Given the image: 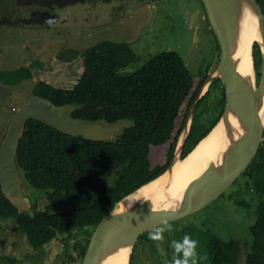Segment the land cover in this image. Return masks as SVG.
Here are the masks:
<instances>
[{
  "label": "trees",
  "instance_id": "1",
  "mask_svg": "<svg viewBox=\"0 0 264 264\" xmlns=\"http://www.w3.org/2000/svg\"><path fill=\"white\" fill-rule=\"evenodd\" d=\"M259 3L264 12V0ZM217 46L220 53L218 41ZM80 55L83 74L72 89L40 81L33 95L58 106L74 105L73 116L77 120L106 126L121 122L130 125L111 141L95 142L71 137L37 120L26 124L19 141L17 167L24 186L34 196L45 195L48 204L42 208L37 202L24 214L6 198L0 184V221L14 219L35 251L55 240L58 232L62 235L83 228L95 229L118 203L164 174L173 162L189 111L211 75L209 69L191 74L176 51L159 53L125 74V68L137 60L127 42L106 40ZM253 59L260 76L262 57L257 42ZM35 67L36 64L0 69V82L19 85L34 77ZM209 88L194 114L183 158L223 115L226 94L222 80H215ZM117 169L120 175L109 180L107 186L108 177ZM242 176L245 188L254 194L253 203L244 198L236 201L247 208L255 205L257 214L250 230L251 242H246L249 264H264V141ZM60 201L74 203L76 208L56 214ZM241 243L212 236L211 264H238Z\"/></svg>",
  "mask_w": 264,
  "mask_h": 264
},
{
  "label": "rangeland",
  "instance_id": "2",
  "mask_svg": "<svg viewBox=\"0 0 264 264\" xmlns=\"http://www.w3.org/2000/svg\"><path fill=\"white\" fill-rule=\"evenodd\" d=\"M118 17L120 20L114 28L101 36L85 40L77 37L71 41L75 42L79 51L106 40L130 43L137 60L125 68V74L134 72L165 51L178 52L193 75L207 69L212 74L216 70L220 53L202 0H141L133 6L129 15L119 13ZM21 32L0 27V69L15 70L29 66L34 61L38 71L35 69L32 79L16 86L0 82V144L14 114L33 95L40 81L65 89H72L76 83V79L66 84L58 82L60 79L57 77L62 74L66 64L57 59L60 44L56 40L46 41L43 36L47 32L43 30L27 27L25 36ZM79 59L67 70L74 66L78 68L81 65ZM73 70L75 73V68ZM65 77L69 78V75ZM120 172V169L113 171L106 185H110L109 180L114 181ZM244 181L241 175L222 196L204 208L170 222L173 230L165 233V239L160 244L166 255H161L157 250V242L148 238L149 231L145 233L137 240L131 264H169L172 255L170 242L181 239L185 234L199 241L198 264H211L209 243L212 236L226 241L237 239L250 243V230L257 216L256 208L255 205L244 207L236 201L244 198L250 204L253 203L254 194L245 188ZM24 191L30 207L37 202L42 208L48 204L45 195L36 194L33 197L31 189L25 186ZM94 231L93 228L79 229L35 251L26 235L17 229L16 221L3 219L0 221V264H83Z\"/></svg>",
  "mask_w": 264,
  "mask_h": 264
},
{
  "label": "water",
  "instance_id": "3",
  "mask_svg": "<svg viewBox=\"0 0 264 264\" xmlns=\"http://www.w3.org/2000/svg\"><path fill=\"white\" fill-rule=\"evenodd\" d=\"M209 21L220 46L219 63L216 70L204 82L199 96L191 107L187 121L179 137L174 159L168 170L173 171L178 162L185 159L197 146L221 125L220 140L216 142L217 154L209 158L195 181L192 192L179 204L166 209L152 210L146 203L120 211L115 209L95 228L83 264H96L100 254L122 243L137 240L161 225L194 213L224 192L247 170L255 159L264 141V12L258 0H202ZM246 12L255 19L260 33L256 41L261 50L260 76L255 67V78L243 73L237 62L239 41L243 33ZM221 79L225 86L226 103L220 121L186 156L183 151L191 131L194 114L201 98L211 84ZM76 107L71 104L56 105L49 99L32 95L14 114L3 141L0 144V184L6 198L20 211H31L25 198L24 180L17 167L16 156L21 133L30 120H37L71 137L88 141H111L129 122L114 125L89 123L77 120L73 114ZM159 176V177H161ZM158 177V178H159ZM156 178V179H158ZM155 179V180H156ZM154 181V180H153ZM127 198V197H126ZM75 206L66 201L56 205L55 213H67ZM131 252V253H132ZM131 255L129 258V264ZM238 264H249L248 249L241 243Z\"/></svg>",
  "mask_w": 264,
  "mask_h": 264
},
{
  "label": "flooded vegetation",
  "instance_id": "4",
  "mask_svg": "<svg viewBox=\"0 0 264 264\" xmlns=\"http://www.w3.org/2000/svg\"><path fill=\"white\" fill-rule=\"evenodd\" d=\"M140 2L141 0H0V27L21 30L22 35L27 27L47 32V35L43 36L46 41L56 40V43L60 44V55L57 59L66 65L57 78L60 79L58 82L66 84L73 79L77 82L83 74L84 67L83 57L80 55L83 51H79L71 39L78 37L79 40H85L101 36L105 31L114 28L116 22L120 20L119 13L124 16L129 15L133 11V6ZM33 37L36 35L33 34ZM78 58L81 65L67 70ZM33 62L29 66L35 63ZM36 70L38 71V68ZM77 73L78 77H76ZM67 75L69 78L65 77ZM32 196L34 197L33 193ZM68 203L76 208V204ZM38 205L40 206L39 203ZM39 206L38 209H40ZM66 234L60 235L58 232L55 240L63 239Z\"/></svg>",
  "mask_w": 264,
  "mask_h": 264
},
{
  "label": "bare ground",
  "instance_id": "5",
  "mask_svg": "<svg viewBox=\"0 0 264 264\" xmlns=\"http://www.w3.org/2000/svg\"><path fill=\"white\" fill-rule=\"evenodd\" d=\"M243 33L239 41L236 62L240 70L255 78L253 68V46L260 40V33L254 17L246 12ZM221 125L204 139L185 159L178 162L173 171L151 181L119 204L120 211L146 203L158 210L179 204L192 192L203 166L217 154L216 142L220 140ZM133 241L122 243L100 254L96 264H129Z\"/></svg>",
  "mask_w": 264,
  "mask_h": 264
},
{
  "label": "clouds",
  "instance_id": "6",
  "mask_svg": "<svg viewBox=\"0 0 264 264\" xmlns=\"http://www.w3.org/2000/svg\"><path fill=\"white\" fill-rule=\"evenodd\" d=\"M172 230V225L167 221H164L160 226L153 228L148 233V238L154 242H157V250L161 255H166V253L164 249L160 247V244L165 239V233ZM170 247L172 250V255L169 260V264H198L200 259L199 241L194 239L190 234H185L181 239L172 240L170 242ZM133 253L134 249L131 253V256Z\"/></svg>",
  "mask_w": 264,
  "mask_h": 264
}]
</instances>
